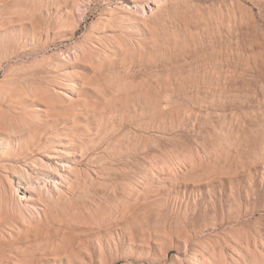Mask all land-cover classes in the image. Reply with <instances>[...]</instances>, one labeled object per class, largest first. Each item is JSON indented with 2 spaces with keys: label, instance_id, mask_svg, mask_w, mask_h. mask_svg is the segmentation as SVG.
Masks as SVG:
<instances>
[{
  "label": "rangeland",
  "instance_id": "rangeland-1",
  "mask_svg": "<svg viewBox=\"0 0 264 264\" xmlns=\"http://www.w3.org/2000/svg\"><path fill=\"white\" fill-rule=\"evenodd\" d=\"M3 129L0 264H264V0H0Z\"/></svg>",
  "mask_w": 264,
  "mask_h": 264
},
{
  "label": "bare ground",
  "instance_id": "bare-ground-1",
  "mask_svg": "<svg viewBox=\"0 0 264 264\" xmlns=\"http://www.w3.org/2000/svg\"><path fill=\"white\" fill-rule=\"evenodd\" d=\"M15 92L16 93H18L17 95H18V97H19V99H17L20 103H22V102H24V97H23V95H22V93H19V92H17V91H14V92H11L10 91V95H12V96H14L15 95ZM8 95H9V93H8ZM9 95V96H10ZM35 96V95H34ZM36 99V98H35ZM38 99H41L40 97H38L37 98V100ZM11 119V118H10ZM15 120V119H14ZM11 121V120H10ZM17 121V120H16ZM11 125H12V123H11ZM22 125V124H21ZM5 127V126H4ZM28 127V126H27ZM26 127V128H27ZM7 128V127H6ZM17 128V127H16ZM24 128V127H23ZM5 129V128H4ZM4 129H3V131H4ZM10 129H11V127H10ZM6 131V130H5ZM5 131H4V133L2 134V136H0V139H2L3 141H5V143H6V146H12L11 144H10V142H9V138H8V136L9 135H7V133H5ZM13 131V130H12ZM18 131V130H17ZM6 132H8V131H6ZM12 133H13V135L16 133L15 131L14 132H11L10 134L12 135ZM8 134H9V132H8ZM6 138V139H5ZM39 141V140H38ZM38 141H31V142H29V143H26L25 145H24V147H23V145H20V149L22 150V151H19V153H21V154H26V153H28V151H33L34 150V148L35 147H37L38 149H39V151L38 152H36V153H40V154H42V155H44V156H46V158H47V161H43L42 159H40V158H37V160L41 163V166L42 167H45V168H55L56 166H55V162H54V160H52L51 158H55V157H57V154L56 155H54L53 154V157H48L49 155H52V154H48L47 152V150L49 149V150H53V148H50L48 145H46V143H40V142H38ZM1 148V147H0ZM14 148H15V146H14ZM16 149V148H15ZM55 152V151H54ZM18 153L16 152V153H14V155H17ZM32 155V154H31ZM65 156H70V153H68V154H65ZM50 158V159H49ZM26 162V161H25ZM19 165V164H18ZM23 168V167H22ZM19 170V169H18ZM36 174V173H35ZM45 177H47V178H49L48 176H45ZM47 178H43L42 176H40V175H37V176H35L32 172H30V171H28L27 169H25V168H23V169H21V171L19 172V176L17 177V182H16V186H14V189H15V191H17L18 189L20 190V192H21V197H23V195H25L26 193H29V192H31L32 191V188H34V186H45V185H47L48 184V180H47ZM20 197V198H21Z\"/></svg>",
  "mask_w": 264,
  "mask_h": 264
}]
</instances>
